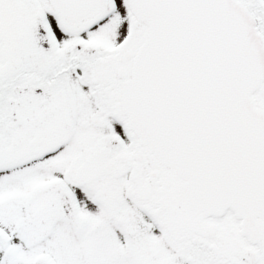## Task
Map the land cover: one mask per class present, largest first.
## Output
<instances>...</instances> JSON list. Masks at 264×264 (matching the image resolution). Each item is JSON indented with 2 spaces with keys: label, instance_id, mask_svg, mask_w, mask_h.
I'll return each mask as SVG.
<instances>
[{
  "label": "snow or ice",
  "instance_id": "1",
  "mask_svg": "<svg viewBox=\"0 0 264 264\" xmlns=\"http://www.w3.org/2000/svg\"><path fill=\"white\" fill-rule=\"evenodd\" d=\"M0 264H264V0H0Z\"/></svg>",
  "mask_w": 264,
  "mask_h": 264
}]
</instances>
